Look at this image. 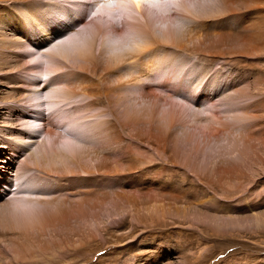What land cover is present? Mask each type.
Wrapping results in <instances>:
<instances>
[{
    "label": "rangeland",
    "instance_id": "rangeland-1",
    "mask_svg": "<svg viewBox=\"0 0 264 264\" xmlns=\"http://www.w3.org/2000/svg\"><path fill=\"white\" fill-rule=\"evenodd\" d=\"M260 4L255 2L250 4L251 8L238 9L233 15L237 23L214 29L205 22L199 28L202 42L215 39L216 47L219 38L215 35H228L223 41L226 47L222 44L216 49L222 54L226 51L223 55L216 52L211 58L178 51H184L182 58L198 67L199 79L189 78L192 71L186 70L185 74L168 73L162 78L151 76L147 84H140V89L135 83L130 84L135 86L130 87L133 92L136 90L134 95L143 93L148 106L153 107L137 110L133 117L136 124L123 127L126 133L132 132L131 139L125 135L118 138L123 151L116 148L114 153L106 150L103 154L97 148L92 153L94 146L88 148L93 154L88 156L89 160L98 156L103 161L101 171L94 174H70L65 168L55 172L50 164L39 165L41 157L45 158L50 151L40 150L42 140L47 133L60 135L63 129L55 122L61 118L59 115L63 114L66 120L69 116L64 114L66 110L62 112L64 108L58 102L55 106L63 109L55 117L45 116L50 113L48 104L40 109L41 100L24 99L23 93H30V79H35L37 85L47 81L43 77L58 74L49 75L52 65L39 62L45 57L35 54L43 45L39 42L41 37L37 35L34 44L38 60L29 63L27 58L0 68V252L10 257L16 253L22 257L46 254L44 260H27L25 256L23 261L13 259L9 263L8 259L5 264H264V224L257 227L253 222L257 217L264 222V6ZM6 6L0 5V17L4 20L11 13ZM133 10L139 14L134 6ZM47 21L54 34L62 30L55 18ZM251 24L257 25L250 31L246 26ZM116 25V33L120 34ZM9 28L4 27L0 35L11 39ZM163 52L173 53L172 49ZM10 55V51L4 50L1 58L10 61ZM187 68L193 67L188 64ZM202 72L211 76L203 78ZM100 82L101 91L113 84ZM46 86L32 88L43 94L44 102L48 100L45 91L51 87ZM11 97H15L14 101ZM93 97L85 100L93 102ZM184 104L202 110L201 115L190 116ZM100 106L96 111L92 109V113L102 117L98 115L103 124L102 129L98 128L99 140L101 146L106 144L107 149H113L117 143L107 144V127L101 123L105 118L110 121L107 104ZM35 109L39 110L38 117H34ZM119 116L129 119L122 111ZM28 132L35 134L29 138L25 135ZM214 159L224 162L220 166L245 182L246 190L213 191L204 174L215 169ZM117 164L120 174L111 175L110 168ZM130 166L134 170L128 171ZM23 175L26 180L36 179V183L40 181L47 189L52 188L38 197L51 196L48 203L52 205L44 201L40 207L36 204V210H22L19 214L5 207L11 198L21 196L19 184ZM200 176L206 180L199 179ZM120 195L122 198L117 199ZM59 202L68 204L60 206ZM8 211L11 212L6 217ZM183 212L187 215L183 216ZM218 217L226 222L220 230L214 229L219 225L212 220ZM205 218L210 219L209 224Z\"/></svg>",
    "mask_w": 264,
    "mask_h": 264
},
{
    "label": "bare ground",
    "instance_id": "bare-ground-1",
    "mask_svg": "<svg viewBox=\"0 0 264 264\" xmlns=\"http://www.w3.org/2000/svg\"><path fill=\"white\" fill-rule=\"evenodd\" d=\"M255 2H260V5H262L260 7L263 8L264 0H61L60 2L49 1L47 3H44L43 0H0V5L6 4V7L11 10V13L6 17L7 20H4V17H0V34L4 33L2 32L4 27H10L7 30L13 34L11 39H7V37L4 38L0 35V68L2 66L10 67L9 62L15 63L26 60L27 58H29V63L38 60L36 59L37 57L35 58L34 56L36 50L34 44L38 41L35 37L38 35V38L41 37L39 42L43 45L40 46V51L37 50L35 54L40 56L43 54L42 57H45V60L40 59L39 62L44 64L45 61L48 65H52L48 70L49 75L55 72H58V74L56 75L55 73L56 76L54 77L51 75L53 78L49 77L46 79V77H43V79L47 81H44V83L39 82L37 85L35 79H30L28 81L30 93H28V95L27 92L25 94L23 93L24 99L28 101L29 99L32 101L37 100V102L41 100L38 105L40 109H44L48 104L49 107H47V110L50 113L47 112L45 116L54 115L56 117L59 112L61 113L59 110L63 108L62 112L64 113V110H66L64 114H69V118L67 117L66 120L61 113L62 115H59L61 118L55 122L56 124L59 123L57 127L61 128L60 130L63 129L60 135L56 133H47V136L45 135L46 137L42 140V148L40 150L47 151L50 149V151L45 155V158L44 156L41 157L42 160L39 165L50 164L55 172L58 171V168H65L70 174L77 172L78 174L82 173L84 175H89L94 174V171L100 172L102 169L101 163L103 161H101L98 156H95V159L91 158L89 160L88 156L94 153L96 148L100 150V153L103 152V154L106 150L113 151L114 153L116 152V148H119L121 151L123 147L120 149L121 143L118 142V138L123 137L122 135H125L128 139L132 138V132L126 133L123 127L130 128L132 125H135L136 123L133 117L137 110H145L150 107L148 106L149 101L145 99L143 93L137 97L134 95L136 90L133 92V89H130L132 86L130 84L135 83L137 86L136 88L139 87L140 89V84H147L149 81L148 78L151 76L157 75L162 78L166 77L165 75L168 73L185 74L186 70H190V73L192 71L189 78L199 79L198 73L200 70H198V67H195L194 63L188 62V59L182 58L180 54L184 53V51L180 54L178 51L187 50L191 55L196 56L200 54L211 58L214 57L216 52L221 55L222 53L220 50L216 51V49H219L218 47L225 43H223V41H226L228 35L225 32L216 34L215 37L219 38L216 47L215 39H204V42H202V35L199 33V28L206 25L205 22H208L207 25H211L214 29H219L222 25L223 27L224 25L225 27L229 26L232 22H236L233 15L238 9L246 7L251 8L252 6H250V4ZM133 6L139 12V16L135 14ZM256 8H259V6ZM262 12L264 13V10ZM257 15L255 16L256 18L258 17ZM50 17H53V19L55 18L59 27H63L60 32L53 33L54 28H52L53 26L50 27L49 25L51 23L47 21ZM260 20L261 18L259 21ZM114 23L120 27V34L118 32L116 33ZM158 23L159 26L157 25ZM67 25H69L70 28L66 27ZM251 25L246 26L250 31L257 24L252 25V27ZM56 36H59V38L56 39ZM212 41L215 42L212 43ZM226 45L224 44L223 46L226 47ZM234 45L232 48H234ZM43 48L46 49V51H42ZM167 49L168 51L172 49L173 53L162 54L164 53L163 51ZM173 49H175V51ZM4 50L10 51L11 55L13 54V56L10 55V61L1 58ZM20 50L22 51L20 52ZM222 52L225 53L226 51ZM188 64L193 67V70L187 68ZM47 67L49 68V66ZM43 69L45 70V68ZM205 73H208V71H205ZM200 76L205 78L211 75H204V72H202ZM111 79H114L111 81L113 84L106 86V88L101 91L103 85L101 86L100 81L110 82ZM44 85L51 86V89L49 88L45 91L47 93V97H45L48 99L46 102L41 98L43 96L42 93L32 89L34 86L42 87ZM46 88L48 87L46 86ZM60 89H64L63 92H61ZM85 95L88 97H96L94 100L95 102L86 101L85 98L88 100V97H85ZM12 98L13 97H11V99ZM14 99L12 100L14 101ZM37 102L35 105H37ZM56 102L60 103V106L63 108L61 107V109L59 106H57L59 107L57 108L55 106ZM103 104H107V116L112 122L106 121L108 120L106 118V120H101V123H105L107 127V129L105 128L107 134L102 136H104L107 144L113 141L117 143V147L115 148L112 146L113 143L110 145L113 149H107V147H105L106 144L103 145V142V146H101L99 129L102 128L100 127L99 114L96 116L95 113H92V111L97 108V105L100 106ZM174 104L176 105L177 103L175 102ZM179 104L178 106H181V104ZM191 105L184 104V106H187V110L184 106L182 107L190 116L193 115L192 117L197 116L196 114L201 115L200 112L202 110L191 108ZM99 110L102 109L100 108ZM121 111L124 116L126 115L129 118L128 121L119 116ZM101 113L103 112L101 111ZM39 115V110L35 109L34 117H38ZM56 124L54 126H56ZM34 134L33 132L25 133L27 137L30 136L29 138H32ZM91 146H94L92 147L94 148L92 153L88 152V148H91ZM219 149L221 150L220 147ZM217 157H219V155H217ZM33 161L36 160L34 159ZM88 161L96 164H88ZM221 163L225 164L224 162H216L214 159L213 167L215 169H213L211 173L204 174V177L208 178L210 188L213 191L238 190L237 192H239L240 190L241 192V190H246L244 189L246 188L244 187L245 182H241L238 176H234L235 174H229L227 168L220 166ZM86 167L90 169H86ZM118 167V164L113 165V168H110V170L112 169L110 174H120ZM49 169L51 168L49 167ZM132 170H134V168L132 169L130 166L128 171ZM201 177L202 176H200L199 179H205ZM24 178L25 175H23L21 184H19L20 188H22L20 189V192H22L21 196L11 198L12 201L8 205H5V207L15 209L17 213L27 209L36 210V204L40 207L39 204L41 202H50L48 199L51 196L45 194L46 198L39 199L38 197H40V193L51 191L52 188L47 189L40 181L36 183V179L26 180ZM26 181L29 182V185ZM121 198L122 196L117 199ZM59 203L60 206L68 204ZM48 204L52 205L51 203ZM10 212L11 211L5 213V216L7 217V214ZM12 214H10V217L18 215L19 213ZM116 214H119V212ZM181 214L185 216L187 212ZM217 219H219V221ZM204 220L209 224L210 219L205 218ZM212 220L214 225H219L218 227L214 226V229L220 230V228L223 227V223L226 225V222L219 217L213 218ZM233 221L231 220L230 222L233 223ZM253 222L257 227H259L260 224L261 226L264 224L259 217ZM239 224L240 223L237 225ZM18 252L20 253V251ZM32 254L31 256L27 257L24 255L23 257L26 256L25 258H28L27 260L38 258L44 260L46 257V254L44 256ZM23 257L21 254L17 253L13 254V257H10L0 252V264H5V260L7 261L8 259H10V261H8L9 263L13 259L17 262L23 261Z\"/></svg>",
    "mask_w": 264,
    "mask_h": 264
}]
</instances>
